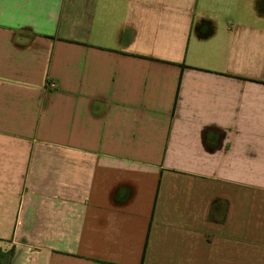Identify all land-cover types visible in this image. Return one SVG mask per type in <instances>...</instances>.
Segmentation results:
<instances>
[{"label":"crops","instance_id":"1","mask_svg":"<svg viewBox=\"0 0 264 264\" xmlns=\"http://www.w3.org/2000/svg\"><path fill=\"white\" fill-rule=\"evenodd\" d=\"M4 264H264V0H0Z\"/></svg>","mask_w":264,"mask_h":264},{"label":"trees","instance_id":"2","mask_svg":"<svg viewBox=\"0 0 264 264\" xmlns=\"http://www.w3.org/2000/svg\"><path fill=\"white\" fill-rule=\"evenodd\" d=\"M13 254V250L8 252L7 254L0 251V264H4V260L7 261Z\"/></svg>","mask_w":264,"mask_h":264},{"label":"rangeland","instance_id":"3","mask_svg":"<svg viewBox=\"0 0 264 264\" xmlns=\"http://www.w3.org/2000/svg\"><path fill=\"white\" fill-rule=\"evenodd\" d=\"M4 262H6V261L4 260Z\"/></svg>","mask_w":264,"mask_h":264}]
</instances>
